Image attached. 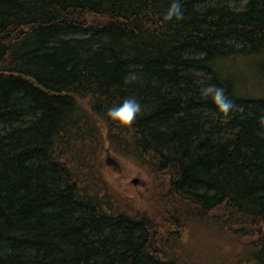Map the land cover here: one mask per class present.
Wrapping results in <instances>:
<instances>
[{
  "label": "trees",
  "instance_id": "trees-1",
  "mask_svg": "<svg viewBox=\"0 0 264 264\" xmlns=\"http://www.w3.org/2000/svg\"><path fill=\"white\" fill-rule=\"evenodd\" d=\"M234 1L0 0V264H264V0Z\"/></svg>",
  "mask_w": 264,
  "mask_h": 264
},
{
  "label": "rangeland",
  "instance_id": "rangeland-1",
  "mask_svg": "<svg viewBox=\"0 0 264 264\" xmlns=\"http://www.w3.org/2000/svg\"><path fill=\"white\" fill-rule=\"evenodd\" d=\"M236 2L237 0L234 1L233 4H235ZM248 92L252 94L257 93L250 87H248ZM110 156L115 160L117 164L115 167L109 169V172L112 174V179L117 180L120 183L119 187H121L126 192V194L131 195V197H135L138 194L142 195L141 193L143 192L144 183H146L145 181H147L145 179L146 176L142 174V170L128 159L122 160L120 158L114 157L113 155ZM134 180L137 181L136 184L133 183ZM125 183H130L131 186H125Z\"/></svg>",
  "mask_w": 264,
  "mask_h": 264
},
{
  "label": "water",
  "instance_id": "water-1",
  "mask_svg": "<svg viewBox=\"0 0 264 264\" xmlns=\"http://www.w3.org/2000/svg\"><path fill=\"white\" fill-rule=\"evenodd\" d=\"M106 163H107V165H109V166H111V167H115V166L117 165L116 162H115V160L112 159L111 157H107V159H106ZM133 183L136 184L137 181L134 180Z\"/></svg>",
  "mask_w": 264,
  "mask_h": 264
}]
</instances>
